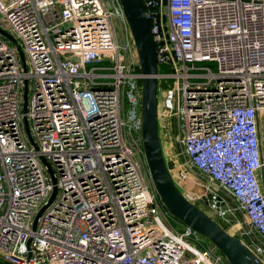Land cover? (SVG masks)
I'll use <instances>...</instances> for the list:
<instances>
[{
    "label": "built area",
    "instance_id": "1",
    "mask_svg": "<svg viewBox=\"0 0 264 264\" xmlns=\"http://www.w3.org/2000/svg\"><path fill=\"white\" fill-rule=\"evenodd\" d=\"M110 1L114 11L103 0H0L27 66L0 35V261L229 264L190 243L202 242L189 227L172 231L161 219L139 162L145 75ZM140 2L156 48L159 138L177 149L173 180L205 177L192 178L197 198L223 223L242 215V243L264 264V0Z\"/></svg>",
    "mask_w": 264,
    "mask_h": 264
},
{
    "label": "water",
    "instance_id": "2",
    "mask_svg": "<svg viewBox=\"0 0 264 264\" xmlns=\"http://www.w3.org/2000/svg\"><path fill=\"white\" fill-rule=\"evenodd\" d=\"M118 1L137 51L140 70L145 75L141 81V140L149 177L160 203L186 227L210 241L212 246L222 253L229 264H263L239 238L229 235L217 222L186 199L177 188L167 169L159 138L157 112L158 65L155 42L150 25L140 0ZM0 35L16 48L22 69L27 72L24 53L18 41L1 28ZM64 56L73 62L79 61L78 58L73 57L71 54H65ZM27 96L28 82L25 81L22 100L23 114L26 113ZM22 121L29 142L37 148L25 115ZM41 160L47 166L51 177H53V171L48 162L43 157H41ZM53 182H56L54 177ZM55 193L56 187H54L47 205H44L36 214L32 224L33 231L36 229L37 219L53 200ZM30 241H28V245ZM0 264L6 263L0 261Z\"/></svg>",
    "mask_w": 264,
    "mask_h": 264
},
{
    "label": "rangeland",
    "instance_id": "3",
    "mask_svg": "<svg viewBox=\"0 0 264 264\" xmlns=\"http://www.w3.org/2000/svg\"><path fill=\"white\" fill-rule=\"evenodd\" d=\"M103 1L107 5V7L111 8V10L114 11V9L112 8V4H111L110 0H103ZM112 24H113L115 30L119 33V41L118 42H119V45L121 46V49H122L121 54L126 55V58L129 61L131 59L130 53H125L123 51V48L126 46L127 41H126V37H125V33H124V27H123V25L119 19V16L114 15L112 17ZM0 28H4V30L6 29L8 32H10V29L6 26V24L3 21H1V19H0ZM1 38L5 39L3 36ZM130 44L131 45L133 44L132 41H130ZM29 95H30V91L28 92L27 99H29ZM121 98H123V96H121ZM157 112L158 113L161 112V98L159 95V89L157 91ZM160 123H161V120L159 121V119H158V131H159V133H160ZM170 126H171V133L173 134V122L172 121H170ZM126 139L129 142H132V137L129 133L126 134ZM135 139H136V137H135ZM160 142H161L164 160H165L166 165H167V169L172 176L176 172V164H175L176 156H175V154H177V149L173 145V143L171 142L170 139L164 140L161 135H160ZM262 152L264 153V141H263V146H262ZM143 155H144V153L139 158V162H140V166H141V173L143 175V178H144L150 192L156 194V192L152 186V183H151V180L149 177V173H148V169H147V166L145 163V158ZM195 175L198 178H200L201 180L205 181V177H201V176L199 177L198 174H195ZM262 175L264 176V173ZM194 181H196L198 184H200V181H198V180H194ZM174 182H175L176 186H177V184L180 185L179 188H181L183 186V184H182L183 182L180 183V182H178V180H176V181L174 180ZM261 185L262 186L264 185L263 178L261 179ZM177 188H178V186H177ZM179 191H180V189H179ZM188 196L189 197H185V196L184 197L186 199H188L191 203L196 205L200 210H202L205 214H207L215 222H217L229 235L239 238L240 240H242V242L249 243L250 238L244 232L245 231L244 230L245 229L244 224H246V223H245V219L242 215H239L237 217V219H235V220L232 219V221H229L228 223H223L219 219H217V218L213 217V215H211L210 210H209L207 204L205 203V201L203 199L199 200L196 196L194 197L193 194H190ZM159 206H160V216H161L162 221L165 223V225L169 229H171L172 231L183 232L185 229V225L182 222H180L178 219H176L173 215H171L168 212V210L161 203H159ZM200 240L202 243H197L193 240H190V243L194 244L196 246V248L199 250H202L206 246H212L210 241H208L206 238H204L201 235H200Z\"/></svg>",
    "mask_w": 264,
    "mask_h": 264
},
{
    "label": "crops",
    "instance_id": "4",
    "mask_svg": "<svg viewBox=\"0 0 264 264\" xmlns=\"http://www.w3.org/2000/svg\"><path fill=\"white\" fill-rule=\"evenodd\" d=\"M192 178H193V176H192ZM192 178L189 181L183 182L182 183L183 186L181 188H179L180 185L177 184L178 188L181 191V194L184 195L185 197H189L188 195H190V194H193L194 197L195 196L197 197V192L199 191V186H198V183L196 181H194Z\"/></svg>",
    "mask_w": 264,
    "mask_h": 264
},
{
    "label": "trees",
    "instance_id": "5",
    "mask_svg": "<svg viewBox=\"0 0 264 264\" xmlns=\"http://www.w3.org/2000/svg\"><path fill=\"white\" fill-rule=\"evenodd\" d=\"M162 70V69H161Z\"/></svg>",
    "mask_w": 264,
    "mask_h": 264
}]
</instances>
